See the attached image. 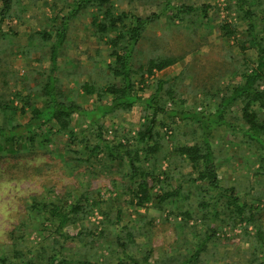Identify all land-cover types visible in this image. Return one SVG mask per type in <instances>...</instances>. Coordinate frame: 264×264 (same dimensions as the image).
I'll return each mask as SVG.
<instances>
[{
  "label": "trees",
  "instance_id": "16d2710c",
  "mask_svg": "<svg viewBox=\"0 0 264 264\" xmlns=\"http://www.w3.org/2000/svg\"><path fill=\"white\" fill-rule=\"evenodd\" d=\"M61 2L63 15L55 14L53 26L30 36L22 52L28 56L29 49L38 40L35 48L46 51L49 67L26 72L23 92L0 93V152L6 147L11 155L20 150L34 153L38 139L41 138L43 146H49L53 138L65 136L68 151L69 145H81L87 154L81 158L79 152L71 150L70 154L74 156L68 160L64 157V166L73 163L74 167L91 166L90 161L96 162L101 156L102 168L111 172L112 185L116 191L119 189V197L127 195L125 202L135 208H147L149 204L160 216L167 211L166 223L167 217H173L175 223L179 217L182 232L188 230L197 240L193 248L184 253L161 252L154 258L153 249L147 247L133 256L130 252L137 249L135 238L144 233L143 227L136 232L124 226L121 236L119 233L113 237L115 248L123 255L115 264H207L208 244L217 232L223 227L234 229L240 223L243 224L241 237L248 238L246 254L249 263L264 264V209L247 201L251 191L255 193V188L249 186L240 192L235 185H223L218 177V156L213 147L217 133L231 131L239 134L245 148L253 150L256 155L255 175L259 187L255 194L261 197L264 191V184H261L264 183V7L248 0H237L236 8L244 25L242 30L226 20H221L218 26L226 41L236 43V58L230 52H224L220 66L208 69L206 65H199L190 73V84L181 88L183 79L188 76L184 70L152 85H146L145 76L174 66L183 55L153 52L142 62L139 44L149 27L159 19L167 18L173 25L175 20L182 21L185 15L199 13L207 18L211 6L174 4L171 0H164L158 12L140 16L117 9L113 0ZM0 3L1 26L15 12L12 11L14 0H0ZM84 16L96 43L104 46L106 56H100L96 51L95 57H89L97 71H87V79L78 82L80 63L75 60L76 68L68 66L69 69L61 70L58 61L65 57L71 23ZM5 35L0 31L1 41ZM234 74L238 80L233 78ZM227 76L232 77L226 83L221 82ZM71 77H74L76 89L67 90L64 82ZM29 80L31 87L27 85ZM146 87L149 94L144 97L140 93ZM192 90H199L200 102L206 106L213 104V107L202 112L195 107L187 109L182 106L186 103L182 93ZM78 95L92 99L90 107H84L78 101ZM134 107L139 108L142 123L134 135L135 142L131 143V129L121 126L122 129L112 126L108 129L105 119H119ZM75 116L84 120L89 132L82 130L79 135L73 130ZM173 124L175 127L171 129ZM165 127L172 130L171 148L161 134ZM180 137H183V143ZM21 155L16 154L23 157ZM165 160H169L168 168L161 171ZM185 167H189L190 172L182 174L181 169ZM124 169L125 172L120 173ZM115 176L121 180L118 182ZM48 191L52 196L53 188ZM86 194L66 191L41 203L32 199L29 216L37 211L42 217L41 224L52 227H49L52 241L47 249L39 246L38 250L25 251L21 243L26 225L19 222L9 233V239L15 238L18 244L13 243L12 248L0 252V264H87V261L63 256L66 240H83L82 228L75 237H71L66 228L87 221L96 205V201ZM193 194L199 198L198 204L194 210L187 209L189 204L186 203ZM177 203L184 204L183 208L173 212ZM101 213L104 217L109 215L105 211ZM114 220L116 225L120 223V209L115 212ZM145 220L147 222L148 218L138 219L140 223ZM250 226L254 230L252 235L247 230ZM91 235L88 230L86 237Z\"/></svg>",
  "mask_w": 264,
  "mask_h": 264
},
{
  "label": "rangeland",
  "instance_id": "374dc122",
  "mask_svg": "<svg viewBox=\"0 0 264 264\" xmlns=\"http://www.w3.org/2000/svg\"><path fill=\"white\" fill-rule=\"evenodd\" d=\"M113 1L117 9L140 16H148L152 12H158L159 7L164 4V0ZM171 1L174 4L209 5L211 9L208 11L207 18H203L199 13L197 15H185L182 21L175 20L173 25L167 18L159 19L149 27L145 38L141 40L139 57L143 62L148 54L153 52L161 55H183V59L174 66L162 72H156L154 75L145 76V81L146 85H152L159 79L173 78L184 70L188 76L183 79L181 88H185L190 84V73L197 70L199 65H206L208 69L215 68L222 64L219 62L224 57L221 55L222 53L230 52L234 57L238 54L236 43L226 41L219 33L218 26L221 20L235 24L239 30H242L244 25L242 15L236 8L237 0ZM248 1L254 5L260 4V8L264 7V0ZM62 6L61 0H14L12 11L15 14L0 26L1 33H6L3 41L0 39L1 94L23 92L26 88L23 80L26 72L31 69L42 71L49 67L46 51L41 47L35 48L38 40L35 41L32 49H29L28 56L23 55L22 52L26 49L25 45L30 36L42 29L47 30L53 24L52 19L55 14L63 15ZM96 51L100 52V56H106L104 46L96 43L85 16L77 18L70 25L64 51L65 57L59 59L58 65L61 70H67L69 69L68 66L76 68V61H78L82 66L78 73V82L86 80L87 71L92 70L94 73L97 71L94 70L92 61L89 59V57H95ZM249 52L253 54L251 50ZM35 72L34 75H36ZM231 77L227 76L221 82L226 83ZM233 78L239 79L235 74ZM4 82L6 86L3 85ZM30 84L31 81L29 80L27 85L31 87ZM75 84L74 77H71L64 82V87L67 90L76 89ZM140 94L144 97L148 96L149 88L146 87L145 91ZM182 98L186 102L182 106L187 109L195 107L197 111L203 112L213 107V104L206 106L205 103L200 102L202 98L199 90L197 92L194 90L184 91ZM78 101L84 107H90L93 100L78 95ZM14 105H16L15 102ZM105 123L108 129L111 126L116 129L117 127L131 129L130 142L134 143V135L142 123L140 110L138 107H134L130 113L121 115L119 119L107 117ZM174 127L175 124L171 125V129ZM87 128L84 120L75 116L73 130L80 135L82 130L89 132L90 130ZM161 134L171 148L172 130L166 129V127L162 128ZM85 135H88L87 132ZM180 138V142L183 143V137ZM40 141L41 138L35 143L36 150L34 153H28V150H20L14 152L15 155H11L10 151H6V147L3 148L5 151L0 152V252L12 248L13 243L18 244L15 238L9 239V233L14 231L19 222L26 225L23 230L25 238L21 243L25 251L38 250L39 246H44L47 249L49 242L52 241L49 238L50 226L45 225V227L41 224L42 217L37 211L31 213L30 217L28 209L32 204V199L41 203L66 191L72 194L74 191L87 193L86 196L96 201V205L88 214L87 221L66 228L71 237H75L80 228H82L81 232L83 233L81 235L82 242L78 239L66 240L63 256L67 258L84 260L88 262L87 264H101L102 262V264H115L123 255L120 254V250L115 248L113 237L119 233L121 236L124 232L122 230L124 226L130 227L136 232H139L140 226L143 227L142 232L144 233L135 238L138 246L136 252H130L133 256H137L138 252L140 253L147 247L153 249L154 258H157L161 252L179 254L193 248L197 240L191 236L188 230L182 232L178 223L179 217L177 223L174 222L173 217H167L168 223H166L164 219L167 211L160 216L149 204L147 208H135L125 202L127 195L119 197V189L116 191L112 185L111 172L102 168L101 156L96 162L91 160V166L83 164L74 167V163L64 166L62 159L66 157L68 160L74 156L70 154L71 150L79 152L81 158L85 157L87 152L83 150L81 145H69L70 151H68L65 136L53 138L49 146H43ZM93 143L94 141L91 142V145ZM213 147L218 156L216 159L218 177L223 185H235L240 192L251 186L255 188V193L258 192L259 186L256 185L258 178L255 175L257 170L256 155L253 150L245 148L239 134L231 131L219 132L213 142ZM16 154H22L23 157H18ZM168 161L162 162L161 171L167 170ZM111 171L117 174L115 170ZM124 172L125 169L120 171L122 174ZM188 172H190L189 167L181 169L182 174ZM115 180L119 182L121 179L115 176ZM149 184L151 183L149 182ZM51 187L53 188L52 196L49 195L48 191ZM184 187L189 186L184 185ZM255 193L251 191L247 201L253 206L264 209V191L261 197L260 195L257 197ZM198 200L199 198L195 194L191 195L186 203L189 204L187 209L194 210ZM183 205L177 203L173 212L183 208ZM117 209H120V223L118 225L114 222ZM101 211H105L109 215L104 217ZM141 217L148 218L147 222L145 220V222L140 223L138 219ZM262 220L264 221V219ZM149 222L151 227L148 226ZM242 226L243 224L240 223L234 229L223 227L217 232L215 238L208 244L209 258L207 264H250L246 254L249 248L248 238L241 237ZM88 230L92 234L90 238L86 237ZM247 230L250 235L254 232L251 226ZM101 233H103L102 236ZM58 242L60 243V241Z\"/></svg>",
  "mask_w": 264,
  "mask_h": 264
}]
</instances>
